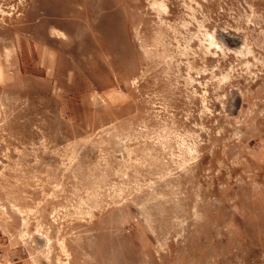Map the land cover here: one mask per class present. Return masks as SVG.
Instances as JSON below:
<instances>
[{
    "label": "rangeland",
    "instance_id": "1",
    "mask_svg": "<svg viewBox=\"0 0 264 264\" xmlns=\"http://www.w3.org/2000/svg\"><path fill=\"white\" fill-rule=\"evenodd\" d=\"M0 264H264V0H0Z\"/></svg>",
    "mask_w": 264,
    "mask_h": 264
},
{
    "label": "water",
    "instance_id": "2",
    "mask_svg": "<svg viewBox=\"0 0 264 264\" xmlns=\"http://www.w3.org/2000/svg\"><path fill=\"white\" fill-rule=\"evenodd\" d=\"M229 40V39H228Z\"/></svg>",
    "mask_w": 264,
    "mask_h": 264
}]
</instances>
